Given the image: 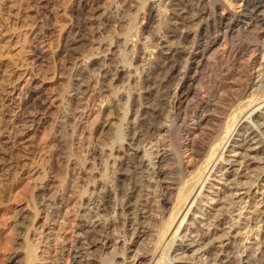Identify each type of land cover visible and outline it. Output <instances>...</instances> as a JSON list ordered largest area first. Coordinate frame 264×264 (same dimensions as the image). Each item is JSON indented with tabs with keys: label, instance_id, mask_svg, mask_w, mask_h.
<instances>
[{
	"label": "bare ground",
	"instance_id": "1",
	"mask_svg": "<svg viewBox=\"0 0 264 264\" xmlns=\"http://www.w3.org/2000/svg\"><path fill=\"white\" fill-rule=\"evenodd\" d=\"M238 1L244 5L239 16H230L220 0H168L163 5L161 0L157 2L160 14L165 15L162 18L167 33L141 40L146 42L142 43L141 59L148 65L144 74L134 80L141 91L136 97L129 93L123 112L110 100L112 97L105 113L97 109L99 116L105 115L103 123L108 125H104L105 129L103 125L96 128L94 139L89 142V157L79 160L78 231L86 245L71 243L68 248L54 228L47 227L48 233L37 228L30 241L15 239L16 252L7 264H143L149 258L155 259L163 247L174 248L175 256L191 250L193 245L185 244L189 241L184 232H188V227L179 232L196 200L201 198L215 166H223L224 174H235L236 180L255 164L264 166V90L249 95L255 56L261 51L264 34V0ZM122 4L115 13L111 11V21L115 19L118 24L130 7L126 8V0ZM220 10L223 12L219 13ZM218 47L222 48L221 53H216ZM113 70L117 72L112 76L117 79L131 78L129 69ZM104 72L105 78L111 77V68ZM206 73L211 83L208 87L203 79ZM117 111L121 116L114 123L110 119L113 114L118 116ZM246 118L249 128H243L244 133L233 142V147L244 154L238 151L225 157V148ZM237 162L242 163V172L234 169ZM257 178L250 183L234 182L238 193L246 191L239 198L250 196L252 189L257 188ZM45 201L44 224L53 222L62 231L66 216L60 215L54 199L48 197ZM158 210L162 211L159 219ZM30 216H20L13 227L16 237L24 236L30 228ZM236 228L230 226V230ZM195 237H200L194 240L198 243L204 236ZM177 240L181 245L176 244ZM86 246H91L93 253L85 251ZM96 256L99 261L90 260ZM154 264L165 263L157 260Z\"/></svg>",
	"mask_w": 264,
	"mask_h": 264
},
{
	"label": "rangeland",
	"instance_id": "2",
	"mask_svg": "<svg viewBox=\"0 0 264 264\" xmlns=\"http://www.w3.org/2000/svg\"><path fill=\"white\" fill-rule=\"evenodd\" d=\"M124 1L0 0V264H7V259L15 254L16 240L30 241L37 234V228L40 231L54 228L55 233L66 240L68 248L71 243L86 245L78 231L79 160L89 157V142L93 141L96 128L108 125L103 113L108 108L109 98L112 97L110 100L123 112L128 105L129 93L136 97L141 91L134 81L148 67L147 61L141 59L142 43L145 42L141 40L167 33L165 15L160 14L157 3L159 0H126V8L130 7L122 15L124 20L121 24L115 19L111 21L113 12ZM167 1L161 0V5ZM220 1L230 16L242 14L244 5L241 1ZM262 17L264 20V14ZM261 40L249 95L251 92L252 95L261 94L264 90V34ZM221 49H215L216 53H221ZM111 61L122 66L112 65ZM89 68L93 71H88ZM104 68H111L112 79L104 77ZM113 69H129L131 78L117 79L114 77L117 71ZM208 75L203 76L205 84L210 81ZM210 84L208 82L205 87ZM80 92L84 96H80ZM97 109L103 112L100 116ZM120 111L116 113L118 116L113 114L112 122L120 119ZM244 120L225 148V157L238 154V151L244 154L233 147L234 139H239L249 128L246 125L249 119ZM241 162L234 167L241 169L240 172L244 168ZM88 166L91 167L89 161ZM259 167L264 168L255 164L254 170L243 173L245 178H237L239 183H250L258 177L257 188L252 189L249 197L242 196L244 201H241L239 195L246 191L238 193L236 190V175L226 176L223 166L217 164L179 232L188 227V232H184L189 235V241L185 244H192L191 250L175 256L174 248L166 250L163 247L155 259L149 258L143 264H154L157 260H163L165 264H264V222L261 221L264 220V171ZM45 196L54 199L60 215L66 216L62 231L53 222L44 224L46 208L42 204L46 202ZM156 200L160 202L158 197ZM161 213L158 210V219ZM27 214L31 215L32 225L24 236L16 237L13 227L21 215ZM230 226L237 228L230 230ZM201 234L204 237L195 243L200 238L195 236ZM176 244L181 245V241L177 240ZM41 247L44 249V245ZM84 249L89 253L94 251L91 246ZM143 252L139 254L141 257ZM99 258L90 260L99 261Z\"/></svg>",
	"mask_w": 264,
	"mask_h": 264
}]
</instances>
